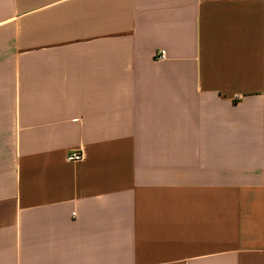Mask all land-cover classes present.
Segmentation results:
<instances>
[{"label": "crops", "instance_id": "0c3cea01", "mask_svg": "<svg viewBox=\"0 0 264 264\" xmlns=\"http://www.w3.org/2000/svg\"><path fill=\"white\" fill-rule=\"evenodd\" d=\"M0 264H264V0H0Z\"/></svg>", "mask_w": 264, "mask_h": 264}, {"label": "built area", "instance_id": "2783aa9c", "mask_svg": "<svg viewBox=\"0 0 264 264\" xmlns=\"http://www.w3.org/2000/svg\"><path fill=\"white\" fill-rule=\"evenodd\" d=\"M164 57H165V51H160L155 54V58L158 60H162ZM84 151H85V148L82 145L71 148L68 151L67 160L71 162L81 161L84 157Z\"/></svg>", "mask_w": 264, "mask_h": 264}]
</instances>
